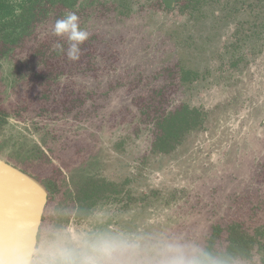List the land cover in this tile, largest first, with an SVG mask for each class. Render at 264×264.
<instances>
[{
    "label": "rangeland",
    "instance_id": "1",
    "mask_svg": "<svg viewBox=\"0 0 264 264\" xmlns=\"http://www.w3.org/2000/svg\"><path fill=\"white\" fill-rule=\"evenodd\" d=\"M115 1L126 11L117 7L98 13L102 7L89 6L90 0H77L71 10H64L74 12L80 26L101 39L98 54L88 56L86 73L57 81L82 88L87 101L77 119L75 112L59 113L63 115L55 120L30 113L24 122L11 116L9 123L17 135L29 131L32 144L51 133L62 160L77 157L73 167L86 177L125 183L135 201L128 207L126 197L101 203L90 218L72 222L53 215V196L56 201L50 203L43 225L45 237L32 264H68L73 249L77 256L87 250L97 264H105L93 252L104 243L120 246L122 251L114 255L119 264H172L177 259L193 264L216 225L239 221L252 233L264 224V26L258 39L235 40L242 20L245 28L258 21V9L250 16L239 10L227 17L230 10L224 5L237 0H206L196 14L179 5L156 10L141 9L147 0ZM57 17L50 8L14 42L0 44L1 51L10 48L0 55V99L11 111L31 96L38 77L31 69L39 48L34 39L55 38L51 26ZM239 56L249 65L236 68ZM174 63L200 75L177 93L157 98L153 91L166 75L156 73ZM179 103L204 111L203 127L171 153H153L152 118ZM36 127L40 133H34ZM70 225L75 228L72 235ZM54 227L58 233L50 239ZM218 243L226 247L224 238ZM232 261L264 264V250L255 246L249 258Z\"/></svg>",
    "mask_w": 264,
    "mask_h": 264
},
{
    "label": "flooded vegetation",
    "instance_id": "2",
    "mask_svg": "<svg viewBox=\"0 0 264 264\" xmlns=\"http://www.w3.org/2000/svg\"><path fill=\"white\" fill-rule=\"evenodd\" d=\"M236 1V0H235ZM77 0H66L65 3L58 2L57 5L52 7L55 9V15L57 19L61 18L67 10H71L76 4ZM148 3H145L141 9H156V10H172L178 5L181 7L182 11L190 9L194 14L201 11L202 3H205L206 0H147ZM264 0H237L235 3L227 1L224 5L227 6L230 12H227L225 16L229 17L233 15V11H239L248 14H251V10L258 9L255 11L256 21L252 23L253 27L245 28L243 24L245 21L242 20L241 27L235 30V34H241L236 37L238 39H247L250 37H255L256 39L260 38V28L263 27L264 22ZM93 6L96 9L102 7V11L93 10L95 13L103 12V14L109 13L107 10L117 9L118 3L115 0H90L89 6ZM123 5V4H122ZM126 11L125 6H121ZM62 11V13H58ZM115 13V12H113ZM50 16V12L48 13ZM42 15V14H41ZM40 15V16H41ZM44 16H47L44 15ZM56 19V20H57ZM246 22H249L246 20ZM247 31L250 33H247ZM35 41H38L39 48H36L35 55L33 56L34 65L31 69L38 76L36 82L32 85L33 89L30 93L31 96H26L21 100V107L14 109V111L8 107H4L1 104L0 99V158L11 164L12 166L30 174L31 176L37 178L45 186L48 193V201L46 203L40 230L38 233V239L36 244V251L32 262H34L35 254L40 247L41 242L44 239V230L43 225L45 219L47 218L48 209L50 203L54 200L52 197L56 196L57 201L54 204L53 215L59 219H69L73 222L84 221L87 218H90L94 214L95 208L101 203H119L122 202V199L125 197L128 199L126 202L127 206L131 201H135L130 198V193L124 189L126 186L125 183H114L106 178L100 177H86L83 174L82 170L79 171L78 168L73 166L76 164L77 157L73 158L72 162L68 160H62L61 153L57 151L55 147L51 144V133L46 134L48 136L42 135L39 140H36L34 144L30 143L29 138L31 133L28 131L26 134L19 131L14 133L11 124L9 123L11 116L16 117V121L24 122L28 120L30 115H38L41 119L55 120L56 115L60 116L72 114L74 118L77 119L78 111L82 112V109L85 105L87 99L83 95L82 88L78 89L75 86V83L69 80L64 82H57L58 79L65 76L66 78H73L80 71L81 74L87 72V68L90 66L88 62V56L94 57L98 54V47L101 45V39L98 35H92L89 39L81 45L80 58L77 61H70L67 59L65 51L61 49H54L57 43L68 47L67 42L64 39L59 37L50 38L49 41L41 40L35 37ZM45 42V43H43ZM235 41L231 44L233 45ZM99 44V45H98ZM10 48L4 49L0 52V55H7ZM244 63L249 65L248 61L241 56L237 58L234 62V66L237 68ZM80 66V67H79ZM93 65H91V69ZM157 77L166 75L165 82L163 85L154 90L153 93L157 98H164L169 96V94H175L180 90L185 84L190 83L191 81L199 77L197 71L190 70L180 65V63H174L168 66H165L160 73H156ZM187 107L189 110H195L199 112L198 122L190 123L179 132V137L176 139L175 146L168 150L156 148L159 141L158 137L161 135L162 131L159 127L162 119L166 117L170 112L177 110L178 108ZM32 113V114H30ZM30 114V115H29ZM206 118V113L200 110L199 107H192L188 103H179L177 108L174 110H164L163 113L156 115L152 120L154 121L151 128H153V133L155 139H153L154 147L152 152H161V153H171L174 149L181 144L183 139L192 132L200 130L204 125V120ZM47 120V119H46ZM147 120V118H146ZM28 130V129H27ZM41 127H36L34 133H40ZM49 137V138H48ZM174 141H172L173 143ZM59 150V149H58ZM60 151V150H59ZM72 154H78L76 151ZM60 159V160H58ZM239 222V221H237ZM72 225V224H71ZM69 226V232L72 233L75 231L73 226ZM221 226V225H216ZM223 227V226H222ZM57 227L50 230L48 236L52 239L56 232ZM215 230V228H214ZM213 230V232H214ZM213 234V233H212ZM211 234V236H212ZM43 235V236H42ZM210 236V237H211ZM209 237V239H210ZM208 239V243H209ZM70 240V239H69ZM208 245V244H207ZM206 245V246H207ZM205 246V248H206ZM205 248L203 250H205ZM202 250V251H203ZM264 250V249H263ZM78 251V250H77ZM81 251V256H77L76 249H73L70 253L71 261L68 264H81L83 255H88L87 250L83 253ZM200 251L193 258V264L195 258L202 252ZM118 259V258H117ZM113 257L112 261L115 264H119L118 260ZM42 261V260H41ZM31 262V264H32Z\"/></svg>",
    "mask_w": 264,
    "mask_h": 264
},
{
    "label": "trees",
    "instance_id": "3",
    "mask_svg": "<svg viewBox=\"0 0 264 264\" xmlns=\"http://www.w3.org/2000/svg\"><path fill=\"white\" fill-rule=\"evenodd\" d=\"M62 1L65 3L66 0H0V44L4 46L5 41L14 42L16 35L28 31L32 20L38 19L41 14L46 15L50 8ZM198 118L199 112L187 107L170 112L160 122L162 133L158 137L156 148L168 151L172 149L179 132L190 123H196ZM224 232L225 235L222 234ZM223 238L225 248L218 243ZM255 246L264 249V224L252 233L240 222L230 223L226 227L216 226L208 245L195 258L194 264H232V260L237 257L249 258Z\"/></svg>",
    "mask_w": 264,
    "mask_h": 264
},
{
    "label": "water",
    "instance_id": "4",
    "mask_svg": "<svg viewBox=\"0 0 264 264\" xmlns=\"http://www.w3.org/2000/svg\"><path fill=\"white\" fill-rule=\"evenodd\" d=\"M47 201L42 182L0 158V264H31Z\"/></svg>",
    "mask_w": 264,
    "mask_h": 264
},
{
    "label": "clouds",
    "instance_id": "5",
    "mask_svg": "<svg viewBox=\"0 0 264 264\" xmlns=\"http://www.w3.org/2000/svg\"><path fill=\"white\" fill-rule=\"evenodd\" d=\"M51 35L64 39L67 42V49L63 45L56 44L55 47L65 51L66 57L70 61H77L80 58L81 45L90 37L88 30L80 26L79 17L74 12H67L62 18L57 19L51 26ZM122 249L116 243H104L100 247L94 248L93 252L98 253L103 258L105 264H111L116 253ZM81 264H97L95 255H85ZM172 264H183L180 260L172 261Z\"/></svg>",
    "mask_w": 264,
    "mask_h": 264
}]
</instances>
